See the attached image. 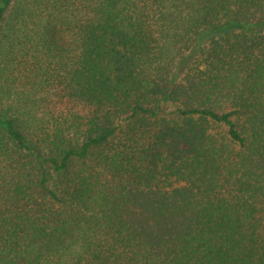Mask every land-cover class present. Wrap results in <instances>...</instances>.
I'll use <instances>...</instances> for the list:
<instances>
[{"label":"trees","instance_id":"16d2710c","mask_svg":"<svg viewBox=\"0 0 264 264\" xmlns=\"http://www.w3.org/2000/svg\"><path fill=\"white\" fill-rule=\"evenodd\" d=\"M0 264H264V0H0Z\"/></svg>","mask_w":264,"mask_h":264},{"label":"rangeland","instance_id":"374dc122","mask_svg":"<svg viewBox=\"0 0 264 264\" xmlns=\"http://www.w3.org/2000/svg\"><path fill=\"white\" fill-rule=\"evenodd\" d=\"M193 55H194V54H193ZM190 59H191V58H190ZM190 59H189V60H190ZM192 59H193V58H192ZM169 109L171 110V109H173V108L169 107Z\"/></svg>","mask_w":264,"mask_h":264}]
</instances>
